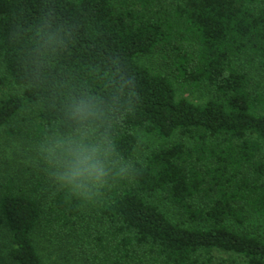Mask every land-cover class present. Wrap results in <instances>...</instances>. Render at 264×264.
Segmentation results:
<instances>
[{"label":"trees","instance_id":"trees-1","mask_svg":"<svg viewBox=\"0 0 264 264\" xmlns=\"http://www.w3.org/2000/svg\"><path fill=\"white\" fill-rule=\"evenodd\" d=\"M254 69L264 0H0V264H264Z\"/></svg>","mask_w":264,"mask_h":264},{"label":"rangeland","instance_id":"rangeland-1","mask_svg":"<svg viewBox=\"0 0 264 264\" xmlns=\"http://www.w3.org/2000/svg\"><path fill=\"white\" fill-rule=\"evenodd\" d=\"M142 62L144 63V60ZM145 64L155 69L160 68L157 55L148 57L145 60ZM249 70L251 71L252 69ZM254 70L255 71H252L253 77L256 83H258V85L260 86V89L264 90V69H254ZM176 88H177V96L179 98H185L191 102L198 104L204 102L206 99L209 98L210 95L207 89H193L188 86H179L177 83H176ZM14 93H20V90L11 85H7L2 89L3 95L14 94ZM24 116H26L27 118L28 112L24 113ZM20 117L21 115H19L17 119H20ZM154 201L159 205L162 212L171 221L179 224L183 223L184 225H188V222L185 221L184 216L180 213V211L169 202L163 200L161 196L156 195L154 197ZM233 227L236 228L237 230L247 229L252 233L264 236V218L256 217L254 215L249 216L248 220L246 221V223L242 228L236 226Z\"/></svg>","mask_w":264,"mask_h":264},{"label":"clouds","instance_id":"clouds-1","mask_svg":"<svg viewBox=\"0 0 264 264\" xmlns=\"http://www.w3.org/2000/svg\"><path fill=\"white\" fill-rule=\"evenodd\" d=\"M87 167H82V165ZM87 174L90 178L97 182L102 181L106 175L103 165L99 161L92 162L91 156H85L72 170L58 177L60 182H66L67 184H74L78 177ZM83 185H76V187H82Z\"/></svg>","mask_w":264,"mask_h":264}]
</instances>
